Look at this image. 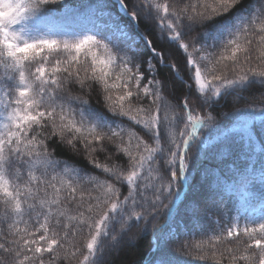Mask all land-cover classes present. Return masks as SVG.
Segmentation results:
<instances>
[{"label": "snow or ice", "instance_id": "obj_1", "mask_svg": "<svg viewBox=\"0 0 264 264\" xmlns=\"http://www.w3.org/2000/svg\"><path fill=\"white\" fill-rule=\"evenodd\" d=\"M71 22L92 27L58 38ZM162 68L187 89L176 103ZM229 98L245 108L224 116L255 151L264 0H94L86 15L70 0H0V264H124L149 233L140 264H264V142L258 179L197 168ZM60 146L87 165L58 159ZM216 155L225 163L230 145ZM181 209L195 232L165 230Z\"/></svg>", "mask_w": 264, "mask_h": 264}, {"label": "trees", "instance_id": "obj_2", "mask_svg": "<svg viewBox=\"0 0 264 264\" xmlns=\"http://www.w3.org/2000/svg\"><path fill=\"white\" fill-rule=\"evenodd\" d=\"M93 2L94 0H70V3L73 8L76 9L81 6L84 7L85 10L87 6L91 5ZM245 2L247 3V0H245ZM51 7L59 8L60 6L53 5ZM56 15L59 17L60 15H62V13L58 12ZM19 27V25L16 26L17 29H19ZM146 29L148 30L147 32L145 31ZM63 30L69 33V35L60 36L58 38L71 40L76 38V35H72L73 33L79 34L82 32L79 29L77 30L76 28H74L72 26V23H68L67 25H65ZM135 30L145 33L146 35H148L149 39H153L154 44L157 43L155 39L156 33L152 29V26L150 24H146L142 21L140 24L135 26ZM149 33L151 34L149 35ZM157 46L159 47V45ZM176 75L177 73H170L167 69L163 68L160 70L158 75L159 79L167 81L168 89L166 94L168 95L169 99L172 100L173 103L178 102L179 99H182L187 94V89L180 82V80L174 78ZM91 103L94 106H100L97 104L95 95L91 97ZM243 108H245V104L243 102L234 103L230 98L227 100H221L220 103L216 105L214 114H219L218 119H222L221 127L219 129L214 130L208 138V143L205 146L201 147L200 153L196 158L198 170H223L228 175H231L230 169L234 170V168H239L240 170L244 171L245 174L254 175L257 179L259 178V176L261 175V156L259 148L262 142H264V127H261L260 122L257 120L254 122L256 130H249L250 135L252 136V139L255 141L256 144V150L250 152L248 137L243 136L240 133L238 128V121L232 115L224 116L225 113H236ZM225 133H227V136H225ZM222 141L229 144L231 147V156L225 158V163H221L220 159L216 155V152L219 150ZM56 154L58 159L67 160L74 167H83L87 165V161L84 160L83 157L75 155L66 147H58L56 150ZM245 164H247L248 166L246 169ZM253 165H255L254 173L252 168ZM199 180L200 175L198 172L197 174H195L197 190H199ZM238 207L240 208L241 215L251 214L254 212H258L259 210L254 203L248 206L238 205ZM210 215L213 220L220 219L218 215H214L211 212ZM186 219L187 214L183 209H181L177 215L176 221H170V223L166 225L165 230L180 231L183 228L188 227L190 233L195 232V229L190 227V221H188L187 224L185 223ZM244 223L245 221L241 220V224L243 225ZM193 238L198 240L201 237L197 235ZM150 239L151 233H149L148 239H140L136 241V246L131 251L122 253L119 257H117V260L124 262V264H127L128 261H136V264H140L141 261L151 256V253L149 251ZM182 259L188 261L189 264H205L204 261H197L193 257L186 256ZM241 264H243V262H241Z\"/></svg>", "mask_w": 264, "mask_h": 264}, {"label": "rangeland", "instance_id": "obj_3", "mask_svg": "<svg viewBox=\"0 0 264 264\" xmlns=\"http://www.w3.org/2000/svg\"><path fill=\"white\" fill-rule=\"evenodd\" d=\"M79 12L83 15V12H82V10H79ZM77 23V22H76ZM92 26H85L84 24H82L81 25V29L82 30H85V31H87L88 29H90Z\"/></svg>", "mask_w": 264, "mask_h": 264}]
</instances>
